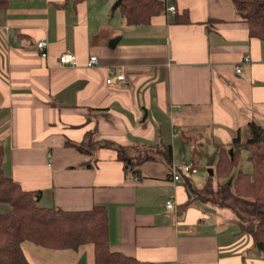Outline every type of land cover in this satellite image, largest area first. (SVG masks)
<instances>
[{"label": "crops", "instance_id": "0c3cea01", "mask_svg": "<svg viewBox=\"0 0 264 264\" xmlns=\"http://www.w3.org/2000/svg\"><path fill=\"white\" fill-rule=\"evenodd\" d=\"M115 1L6 0L0 10L5 173L23 189L41 191L44 207L105 206L113 251L157 264H264V251L231 210L199 201L184 207V173L181 181L171 173L195 148L196 160L209 150L213 176L218 144L230 145L239 130L246 139L250 121L264 126L263 40L250 36L233 0H165L166 10L147 24H129ZM184 11L190 22L176 21ZM41 39L46 57L37 49ZM64 52L74 53L77 64H60ZM91 55L98 63L89 66ZM111 71L125 81L108 85ZM92 140L135 144L157 159L142 163L134 181L115 146L88 148ZM164 144L173 148L171 166ZM241 152L251 163L249 150ZM196 165L187 176L204 187L209 176L201 179ZM169 199L173 208L165 205ZM22 247L30 264H94L92 244Z\"/></svg>", "mask_w": 264, "mask_h": 264}, {"label": "trees", "instance_id": "16d2710c", "mask_svg": "<svg viewBox=\"0 0 264 264\" xmlns=\"http://www.w3.org/2000/svg\"><path fill=\"white\" fill-rule=\"evenodd\" d=\"M237 14L249 26L250 36L264 42V0H233ZM6 0H0V10L6 7ZM175 4V3H174ZM165 0H116L113 9H119L129 24H147L152 16L166 10ZM178 22H190L187 11L175 16ZM93 141V140H92ZM96 145H113L118 151L128 177L141 176V164L157 159L150 151L130 145H114L109 141H93ZM218 159L214 175L204 187H197L192 177L184 175L189 200L184 207L195 201L207 202L218 208L233 212L242 232L253 237L255 248L264 251V126L250 121L248 137L243 139L240 130L230 145L218 144ZM79 148L83 144L76 145ZM249 150L248 160L252 172L240 168L241 147ZM167 164L173 163V148L164 144ZM4 147L0 143V264H30L23 251V243L30 241L51 249L77 250L85 244H92L94 264H157L142 261L133 256L110 249L109 218L105 206L95 205L91 209L65 210L60 207L40 205L41 191H29L21 187L3 169ZM197 149L192 150V160L198 164ZM238 168L236 175L233 169ZM173 169V168H172ZM171 173L173 174V170ZM214 177V178H213ZM208 179V180H209ZM225 179L224 182L220 180ZM216 181L217 190L212 188ZM212 188V196L203 198L206 188ZM2 205H6L3 210Z\"/></svg>", "mask_w": 264, "mask_h": 264}, {"label": "built area", "instance_id": "2783aa9c", "mask_svg": "<svg viewBox=\"0 0 264 264\" xmlns=\"http://www.w3.org/2000/svg\"><path fill=\"white\" fill-rule=\"evenodd\" d=\"M167 10H169L171 12H175L176 6L175 5H169L167 7ZM37 49H38V51L42 57H46L48 54V43H47V41H45V39H41V40L37 41ZM245 60L246 61L249 60V55H247L245 57ZM59 61H60V64H63V65H76L77 64V56H75V54L72 52H64L60 55ZM97 63H98V57L96 55H91V57L89 58L88 65L91 66V65H95ZM236 71L238 73L241 72V68L237 67ZM121 81H125V75L123 73H115L114 71H111L110 75L106 79V83L108 85H113L114 83L121 82ZM172 170H173V180L174 181H181V179H182L181 174L182 173H184V175L194 174L198 171V167L192 159H189L185 162H182V164L180 165V169L175 164V166H173ZM130 179L136 181V180H139V177L136 175V176L130 177ZM165 205L169 208H173L176 204H175V201L173 199H169Z\"/></svg>", "mask_w": 264, "mask_h": 264}, {"label": "rangeland", "instance_id": "374dc122", "mask_svg": "<svg viewBox=\"0 0 264 264\" xmlns=\"http://www.w3.org/2000/svg\"><path fill=\"white\" fill-rule=\"evenodd\" d=\"M245 136H248V135H246V134H244ZM209 150L208 149H205V151L204 152H202V159H200V158H198L197 159V161H198V165H200V167H199V172H198V176L201 178V179H203V177L205 178V177H208L209 175H208V163L209 162H211V160L209 159V157L207 156V152H208ZM213 156V155H212ZM242 160V159H241ZM242 165H240V167L241 168H243L244 169V171L245 170H249V166L251 167V169L249 170V171H251L252 170V163H247V161L246 160H242ZM215 167V166H214ZM213 167V170H214V172H215V168ZM141 168L142 169H145L143 166H141ZM237 170H238V168L236 167V168H234L233 169V175H236V173H237ZM208 175V176H207ZM214 175V174H213ZM209 178H211V176H209ZM208 178V179H209ZM214 178V177H213ZM207 179V181H210V179L208 180ZM222 181L224 182L225 181V179H222ZM216 186V182H213V186H212V188L214 189V191H216L217 190V188L215 187ZM210 186H209V188H206L207 190H201V193H203L204 192V195H203V198L205 199L206 197L208 198V197H210V196H212L211 195V193H210V191H211V189H212ZM6 205H2V208H3V210H5L6 209V207H5Z\"/></svg>", "mask_w": 264, "mask_h": 264}, {"label": "water", "instance_id": "95a60500", "mask_svg": "<svg viewBox=\"0 0 264 264\" xmlns=\"http://www.w3.org/2000/svg\"><path fill=\"white\" fill-rule=\"evenodd\" d=\"M212 174H214V172L213 171H210Z\"/></svg>", "mask_w": 264, "mask_h": 264}]
</instances>
